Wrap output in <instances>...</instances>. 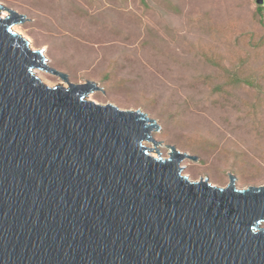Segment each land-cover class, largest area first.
Wrapping results in <instances>:
<instances>
[{
	"label": "water",
	"instance_id": "1",
	"mask_svg": "<svg viewBox=\"0 0 264 264\" xmlns=\"http://www.w3.org/2000/svg\"><path fill=\"white\" fill-rule=\"evenodd\" d=\"M25 19L0 4V264H264V184L190 179L196 155L50 66L13 30Z\"/></svg>",
	"mask_w": 264,
	"mask_h": 264
},
{
	"label": "rangeland",
	"instance_id": "2",
	"mask_svg": "<svg viewBox=\"0 0 264 264\" xmlns=\"http://www.w3.org/2000/svg\"><path fill=\"white\" fill-rule=\"evenodd\" d=\"M0 4L25 14L12 28L50 66L73 83L102 87L92 99L141 109L160 125L155 139L196 155L181 163L190 179L225 186L233 174L239 188L264 184V21L256 0ZM37 73L49 86H67Z\"/></svg>",
	"mask_w": 264,
	"mask_h": 264
},
{
	"label": "trees",
	"instance_id": "3",
	"mask_svg": "<svg viewBox=\"0 0 264 264\" xmlns=\"http://www.w3.org/2000/svg\"><path fill=\"white\" fill-rule=\"evenodd\" d=\"M144 1V0H143ZM53 8L56 10V9H59V6H57V5H53ZM263 6L262 5H260V4H258L257 6H256V10H257V20L259 21V22H263L264 21V15H263ZM217 88L218 89H222L221 87H220V85H218L217 86Z\"/></svg>",
	"mask_w": 264,
	"mask_h": 264
},
{
	"label": "bare ground",
	"instance_id": "4",
	"mask_svg": "<svg viewBox=\"0 0 264 264\" xmlns=\"http://www.w3.org/2000/svg\"><path fill=\"white\" fill-rule=\"evenodd\" d=\"M7 15V12L6 11H2L1 12V16H3V17H5ZM15 29V28H14ZM13 29V30H14ZM35 72V74H37L38 76H39V74L37 73V70L36 71H34ZM151 153V155H153V156H155V152L154 151H152V152H150Z\"/></svg>",
	"mask_w": 264,
	"mask_h": 264
}]
</instances>
